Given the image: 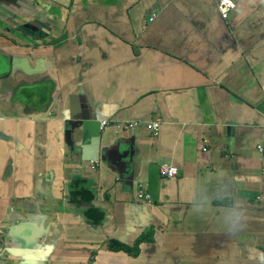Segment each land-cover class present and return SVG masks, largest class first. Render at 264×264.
<instances>
[{
  "label": "crops",
  "instance_id": "1",
  "mask_svg": "<svg viewBox=\"0 0 264 264\" xmlns=\"http://www.w3.org/2000/svg\"><path fill=\"white\" fill-rule=\"evenodd\" d=\"M217 1L1 7L0 264H261L264 0H232L226 20ZM98 120L133 147L123 182L89 163ZM240 203L246 226L226 231ZM28 230L33 243L15 240Z\"/></svg>",
  "mask_w": 264,
  "mask_h": 264
},
{
  "label": "water",
  "instance_id": "2",
  "mask_svg": "<svg viewBox=\"0 0 264 264\" xmlns=\"http://www.w3.org/2000/svg\"><path fill=\"white\" fill-rule=\"evenodd\" d=\"M7 2L11 3L13 6H17V7L19 6L18 0H0V9H1V7L4 6V4L7 5ZM12 14H17V13L12 12ZM0 15H2V17H3L4 14H2V12L0 11ZM13 20L15 21V27L20 24V22L17 18V15L13 16ZM71 116L73 117V119L71 121H69V122L65 121L64 122V131L69 132L72 130V125H73V123L76 122V120L79 119L80 113L73 114V112H72ZM65 119H66V117H65ZM97 122H98V128H99L100 135L94 136V139H95L94 143H95V150L96 151L98 150V152L95 153V155L93 156L94 158L89 160V163L98 162L99 168L102 164L105 165L110 170V172L114 175L113 184L118 183V182L119 183L123 182L124 180L128 179L129 172L130 171L134 172L137 168V163H135L134 161H132V166L129 167L130 159H128L126 157L127 152H128L127 150H132L133 147L130 146L128 148L127 146H125L124 141H122V145L124 146V149H126V150L121 152L120 151L121 143L118 140H110L108 137L102 136L103 135L102 134V127H101L102 122L100 120H98ZM64 134H65V132H64ZM64 136L66 138V134ZM98 174H99V171L95 175H98ZM136 178H137V176H136ZM79 185H83V186L79 187L78 193H82L84 191L85 193L93 194L92 191L88 190L89 188L86 189V182L85 181L79 180ZM97 185H99V183H97ZM21 228H22V226H21ZM28 232H29L28 233L29 236H27V238H25L21 235L19 236V232H18L16 234V236H18L19 239L16 238L15 240L22 245H25L26 243H28L30 245L31 242L32 243L34 242L33 241L34 236H32L31 230H28Z\"/></svg>",
  "mask_w": 264,
  "mask_h": 264
},
{
  "label": "built area",
  "instance_id": "3",
  "mask_svg": "<svg viewBox=\"0 0 264 264\" xmlns=\"http://www.w3.org/2000/svg\"><path fill=\"white\" fill-rule=\"evenodd\" d=\"M234 9H235V3L232 0H218L217 1V10L224 20L228 19L229 14ZM154 16H155V14L152 15L151 20H153ZM107 125H108L107 122L101 123V127H103V128L106 127ZM135 126H139V123L133 121V122L127 123L125 125H118L120 131L127 129V128H133ZM147 127L150 129V131L154 135H156L159 131L160 124H159V122H149L147 124ZM257 149L259 152L262 150L261 147H258ZM160 170H161V173L163 175H166L167 177H173L177 174L176 168L169 166L167 164H164L162 166V168H160ZM138 198L143 199L144 201L150 202L149 195H147L144 192V187L141 184L138 185Z\"/></svg>",
  "mask_w": 264,
  "mask_h": 264
},
{
  "label": "clouds",
  "instance_id": "4",
  "mask_svg": "<svg viewBox=\"0 0 264 264\" xmlns=\"http://www.w3.org/2000/svg\"><path fill=\"white\" fill-rule=\"evenodd\" d=\"M235 8H236V4H235ZM235 10V9H234ZM233 10V11H234ZM220 14V13H219ZM230 15V14H229ZM222 18V17H221ZM229 18V17H228ZM223 19V18H222ZM133 122V121H132ZM156 122V121H155ZM129 123V122H128ZM127 124V123H126ZM137 127V126H135ZM133 127V128H135ZM125 130V129H124ZM124 130L120 131V132H123ZM152 136L156 137L158 135V133L156 135H154L152 132H151ZM164 164H167L169 166H172L174 168H176V170L178 169L177 167L173 166L172 164H168V163H162L160 165V168H162V166ZM94 173H98L99 171V164L98 162H91L90 163ZM159 172L161 174V176L163 178H166V179H171L173 177H167L166 175H163L161 173V170L159 169ZM177 174H178V170H177ZM176 174V175H177ZM175 175V176H176ZM79 182V181H77ZM141 184L143 187H144V192L149 195L148 193V188H147V185L145 183H142V182H137V188H136V199L138 200V202L140 203H146V204H150L151 203V196L149 195V198H150V202H147V201H144L143 199H139L138 198V185ZM245 214H244V209L242 207V204L240 203L236 208H234L232 210V213L230 215V218L226 221L225 223V230L226 231H229V232H238V231H241L244 229L245 227ZM260 260H261V264H264V254H260Z\"/></svg>",
  "mask_w": 264,
  "mask_h": 264
},
{
  "label": "trees",
  "instance_id": "5",
  "mask_svg": "<svg viewBox=\"0 0 264 264\" xmlns=\"http://www.w3.org/2000/svg\"><path fill=\"white\" fill-rule=\"evenodd\" d=\"M78 183V187H82L83 185H79V182H77ZM87 217H88V214L86 215ZM94 220V219H93Z\"/></svg>",
  "mask_w": 264,
  "mask_h": 264
}]
</instances>
